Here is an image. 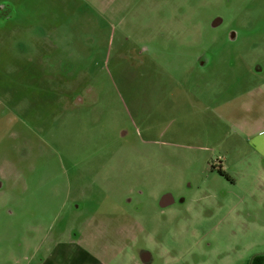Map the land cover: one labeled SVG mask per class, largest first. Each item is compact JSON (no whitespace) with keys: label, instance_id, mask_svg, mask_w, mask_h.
<instances>
[{"label":"rangeland","instance_id":"rangeland-1","mask_svg":"<svg viewBox=\"0 0 264 264\" xmlns=\"http://www.w3.org/2000/svg\"><path fill=\"white\" fill-rule=\"evenodd\" d=\"M127 6L136 13L122 16L123 31L118 0H47V21L71 43L61 55L77 58L69 76L89 72L0 78V168L22 153V181L32 168H71L85 191L66 207L75 218L59 213L51 224L47 214L44 237L0 218V264H51V241H65L68 228L106 264L121 262L122 248L126 264L139 261L134 248L156 264H248L255 255L264 264V0ZM132 42L173 58L204 51L214 62H134ZM133 71L206 75L123 78Z\"/></svg>","mask_w":264,"mask_h":264},{"label":"crops","instance_id":"crops-1","mask_svg":"<svg viewBox=\"0 0 264 264\" xmlns=\"http://www.w3.org/2000/svg\"><path fill=\"white\" fill-rule=\"evenodd\" d=\"M129 1L118 0V27L123 31L126 30L127 22L122 16L136 13L134 7L129 8L127 6ZM131 1L136 2L137 0ZM46 5L47 0H0V78H32L34 80L36 78H58L62 72L70 77L69 72L74 68L73 63L77 58L69 56L63 57L61 55V48L69 47L71 43L69 45V41H67L64 44L61 33H57L66 31V28H63L55 19L50 18L47 21ZM49 15L52 16V12ZM220 22L217 20L211 26L215 28ZM149 29L150 27L147 26L137 30L140 34H143V32ZM123 38L125 40L127 39L125 33ZM93 44L92 42L90 46H93ZM128 47L131 49L125 54L128 57L132 56L134 58L133 61L139 63L195 62L199 64H210L214 62L211 56L206 55L204 51L191 59L184 56L182 58H173L172 56L163 55L155 50V45L154 49L152 48L153 46H150V49L144 46L143 49L139 50L135 49L136 47L132 42ZM76 72L77 70H75L73 77L70 78H77L78 75ZM88 72L85 66L79 68L77 73L87 74ZM208 73L215 74L216 72ZM158 74H166L173 79L176 77L194 78L200 74L206 75L205 72H185L180 76L176 74V76L168 72L149 74L148 72L133 71L123 78L130 76L142 78L147 75L152 76ZM261 91L264 92V90ZM19 158L18 163L7 161L5 168H0V218L1 220L3 218H10L12 221L22 220L30 223L33 226L32 231L44 237L47 230L44 225L47 221V214L52 215L47 221L51 224L57 220L56 218L59 213H63L65 218H75L76 216L66 207L70 200H74L76 203L75 200L78 198L82 199L85 191L75 188V186L79 185H76L78 183L76 179L69 177V175L74 174L71 168L69 170H62L61 172L32 168L23 174L24 181H22L20 179L21 170L19 168H21L20 165L23 164L25 156L21 153ZM42 160L44 159L42 158ZM63 180L64 184L62 182ZM106 187L109 188V184ZM73 208L75 210L78 209L75 204ZM101 222L104 223L106 221L101 220ZM4 229H8V227ZM76 238L72 230L68 228L64 239L65 241H62V237H58L55 240L52 239L50 254L48 256L50 263L106 264L99 261L86 247L79 244ZM130 239L136 240L135 236ZM127 247L131 249L129 245ZM137 249L134 248V253L142 264L157 263V260L154 261L153 254L147 249ZM118 253L119 255H124L121 262L118 260V264L130 262V258L126 256L127 250L125 251L122 248ZM131 262H134V260ZM138 262L135 264H139ZM41 264H48L46 258L42 259Z\"/></svg>","mask_w":264,"mask_h":264},{"label":"trees","instance_id":"trees-1","mask_svg":"<svg viewBox=\"0 0 264 264\" xmlns=\"http://www.w3.org/2000/svg\"><path fill=\"white\" fill-rule=\"evenodd\" d=\"M263 255H255L252 259L251 264H262Z\"/></svg>","mask_w":264,"mask_h":264},{"label":"water","instance_id":"water-1","mask_svg":"<svg viewBox=\"0 0 264 264\" xmlns=\"http://www.w3.org/2000/svg\"><path fill=\"white\" fill-rule=\"evenodd\" d=\"M253 257H254V256H253ZM253 257L250 259V261H249V263H248V264H251Z\"/></svg>","mask_w":264,"mask_h":264}]
</instances>
